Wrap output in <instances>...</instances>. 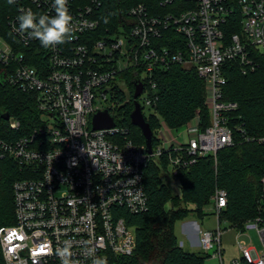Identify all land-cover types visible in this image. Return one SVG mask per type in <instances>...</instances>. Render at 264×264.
Returning a JSON list of instances; mask_svg holds the SVG:
<instances>
[{
  "label": "built area",
  "instance_id": "1",
  "mask_svg": "<svg viewBox=\"0 0 264 264\" xmlns=\"http://www.w3.org/2000/svg\"><path fill=\"white\" fill-rule=\"evenodd\" d=\"M52 3L16 0L7 12L13 38L0 30L6 80L35 94L41 113V124L24 135L0 133V160L12 158L21 170L13 184L15 222L0 228L4 264H60L55 249L65 240L73 243L72 264H91L83 254L85 242L107 264H115L117 257L135 252L136 227L128 223V215L149 209L145 172L150 161L166 157L169 175L178 176L201 157L212 155L217 161V153L234 144L229 116L238 104L224 99L225 69L229 62L238 63L243 73L255 69L253 52L264 51V0H160L161 7L172 8L164 13H153L140 2L127 11L122 24L106 27L97 39L104 0H68L71 39L44 48L19 31L17 17L27 9L53 16ZM235 25L240 31L230 32ZM173 65L193 69L204 80L211 123L201 129L196 113L181 126L185 140L179 142L174 131L181 127L162 121L149 153L145 142L131 138L125 113L101 103L118 99L119 81L135 70L143 85L137 100L147 120L144 109L158 101L155 75ZM135 89L136 83L130 90L134 108ZM103 110L114 117L115 126L94 129L93 116ZM8 121L11 131L21 128L18 119L10 116ZM137 191L139 200L130 203ZM227 202V191L216 187L211 203L218 233L214 237V230L200 229L201 250L220 264H264V207L243 227H232L239 256L225 262L221 214ZM251 229L260 249L240 239Z\"/></svg>",
  "mask_w": 264,
  "mask_h": 264
},
{
  "label": "trees",
  "instance_id": "2",
  "mask_svg": "<svg viewBox=\"0 0 264 264\" xmlns=\"http://www.w3.org/2000/svg\"><path fill=\"white\" fill-rule=\"evenodd\" d=\"M140 2L153 13L172 9L171 6L161 7L160 0H104L99 12L101 26L94 32V37L101 38L106 27L112 29L122 24L127 11ZM8 7V0L0 2V30L10 39L13 36L7 25ZM240 29L239 25L231 26L230 32ZM253 59L256 67L247 73H243L235 62H229L225 69L227 84L224 99L238 104L229 116L234 144L221 149L217 153V161L208 155L182 169L177 176L181 181V196L173 195L169 184L161 181L163 176L160 171H167V158L150 161L145 172L149 209L128 215V223L136 227L135 252L130 256L117 257L115 264H207L209 255L203 250L189 251L179 245L175 224L193 212L203 218L216 187L224 188L228 196L221 223L229 222L231 227L241 228L246 221L261 213L264 207V141L258 139L264 137V51H254ZM5 70L0 62V78L5 72L4 81L0 80V133L17 137L41 124V113L35 94L11 85L6 80ZM136 74L135 70H130L123 75L130 90L134 89ZM155 79L158 82V101L153 107L156 113L147 118L154 132V146L157 143L155 132L162 120L171 128H178L190 122L200 110L203 115L201 129L211 123L210 110L205 102V82L195 70L173 65L156 74ZM131 97L123 106L125 122L131 127V138L141 144L145 138L140 128L131 121L134 109ZM118 99H126L123 91L118 92ZM4 113L21 122L18 131L9 129V121L2 115ZM20 176L17 161L12 158L0 160V228L15 222L13 184ZM191 204L194 208L190 207ZM0 264H4L1 242Z\"/></svg>",
  "mask_w": 264,
  "mask_h": 264
},
{
  "label": "rangeland",
  "instance_id": "3",
  "mask_svg": "<svg viewBox=\"0 0 264 264\" xmlns=\"http://www.w3.org/2000/svg\"><path fill=\"white\" fill-rule=\"evenodd\" d=\"M119 85H120L121 90L125 93L126 99L124 100L111 99L109 97L107 101L103 100L101 104L102 106H105V107L106 106L116 107L117 113H120L121 115H123L124 113L123 106L126 104V101L130 100L131 91L126 81L125 82L119 81ZM144 113L147 117H150L151 114H155L156 112L152 107H146L144 109ZM197 113H199L200 115V123H201V119H203L202 112L198 110ZM50 121L53 122V120L51 119ZM174 133L177 135V139L179 142H182L185 140V127L179 128L178 130L174 131ZM160 174L163 176L161 181L163 183L164 181H166L169 184L173 195L181 196L182 188H181L180 179L177 176L169 175L168 171L161 170ZM169 205L170 204L168 203L167 206L169 207ZM190 207L194 208V205L191 204ZM217 226H218V223H217V219L215 216L214 205L213 203H210L209 205L205 207V216L203 218H200L193 212V213H190L185 219L177 220L175 224V233L180 243L182 241L185 242V245L183 247L185 250L199 251L201 250V247L192 246L190 239L192 237L196 239L197 236H199V230L202 228L214 230L213 236L215 237L218 233L216 229ZM221 230L223 232L222 242H223V247H224V259H225V262L228 263L233 258L239 256V247L237 244V241H238L237 231L231 227V223L224 222V221L221 223ZM240 239L242 241H245L248 244L256 245L259 249L261 248L260 239L254 229L249 230V232L241 236ZM207 264H220V262H219V259L210 256L207 259Z\"/></svg>",
  "mask_w": 264,
  "mask_h": 264
},
{
  "label": "clouds",
  "instance_id": "4",
  "mask_svg": "<svg viewBox=\"0 0 264 264\" xmlns=\"http://www.w3.org/2000/svg\"><path fill=\"white\" fill-rule=\"evenodd\" d=\"M16 0H8V4L12 5ZM52 8L55 15H37L31 9L21 10V14L17 17L19 21V31L26 33L30 38L39 40L44 48L53 47L64 44L71 39L72 35V16L68 8V0H53ZM140 198V192L133 196L130 203H135ZM72 247L70 240L63 241L61 247L55 249V255L60 259V264H72ZM97 249L89 242H85L84 255L91 260V264H107L106 257L96 255Z\"/></svg>",
  "mask_w": 264,
  "mask_h": 264
},
{
  "label": "water",
  "instance_id": "5",
  "mask_svg": "<svg viewBox=\"0 0 264 264\" xmlns=\"http://www.w3.org/2000/svg\"><path fill=\"white\" fill-rule=\"evenodd\" d=\"M5 72L1 74V81H4ZM136 83V89L134 91V98L135 100V108L131 113V121L132 123L139 127L144 138H145V144L147 147V150L149 153L153 152L154 147V141L153 136L154 132L152 130V127L149 123V121L146 120L143 112L142 107L140 103L138 102L137 98L142 94L143 92V85L142 83L138 82V79L135 80ZM3 118L8 120L10 119L9 113L2 114ZM115 126V120L114 117L110 114L108 110L98 111L93 116V128L94 129H105V128H112Z\"/></svg>",
  "mask_w": 264,
  "mask_h": 264
},
{
  "label": "crops",
  "instance_id": "6",
  "mask_svg": "<svg viewBox=\"0 0 264 264\" xmlns=\"http://www.w3.org/2000/svg\"><path fill=\"white\" fill-rule=\"evenodd\" d=\"M191 245L194 247H200V243H199V236H197L196 239H194L193 237L190 239Z\"/></svg>",
  "mask_w": 264,
  "mask_h": 264
}]
</instances>
